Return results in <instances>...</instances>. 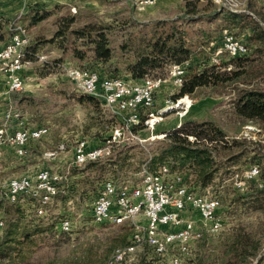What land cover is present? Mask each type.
<instances>
[{"label":"rangeland","instance_id":"rangeland-1","mask_svg":"<svg viewBox=\"0 0 264 264\" xmlns=\"http://www.w3.org/2000/svg\"><path fill=\"white\" fill-rule=\"evenodd\" d=\"M186 1L195 0H183L181 6L184 9L176 8V18L185 17ZM9 2L17 1L0 0V7ZM38 4L54 15L33 27L28 22L20 23L26 12L9 15L0 10V38H12L24 27L29 33L31 47L37 48L36 56L22 73L26 89L19 93L11 92L18 106L15 102L11 107L4 108L0 101V128L7 124V112L12 111L19 115L26 128H36L37 125H34L38 123L49 129L47 137L30 144L28 155L24 158L18 157L9 147L3 149L0 156V224H3L0 225V238L17 220L28 226V230L40 229L44 233L22 242L18 250L9 258L1 259L0 264H107L115 251L131 242L134 226L131 223L122 226L93 223V204L103 183L112 179L117 184L139 185L143 167H148L152 157L168 145L166 133L180 126L190 127L205 122L215 123L223 131L226 135L223 142L232 143L236 139L244 143L247 154L237 165L229 163L228 160L239 149L225 150L224 143H215L220 170L213 183L206 188L198 185L196 171L189 164L183 163L173 169L175 174L184 176L193 192L218 197L221 201V231L207 232L199 223L203 236L192 245L186 261L188 264H256L264 250V208L254 211L237 201L241 197L250 200V196L264 187L261 167L256 166L259 177L247 179V171L258 165L257 162L252 163V158L258 153L264 154V132H260L261 126L240 117L235 109L240 91L252 88L264 90V54L257 52L260 48L258 43L249 42L252 31L234 28L223 18L212 23L204 20L187 26L193 43L187 72H192L191 67L209 64L217 65L225 75L238 72L243 73L242 77L217 87L198 89L192 96L183 98L177 96L179 88L172 82L167 83L156 94L154 107L142 113L143 126L137 134L147 141L113 140L114 132L120 128L119 119L105 111L101 103L83 97L87 94L77 90L68 76V70L89 69L101 74L106 71L130 80L127 65L133 60L130 48L133 44L126 45L136 38L141 25L149 23L142 20L147 19L157 5L141 8L133 0H45ZM227 6L234 13H245L253 19L256 17L255 21L264 25L260 20H264V0H200L199 16L218 9L230 11ZM71 18L76 21L71 23ZM10 25L17 26L12 36ZM89 26L105 28L108 33L113 47V57L109 61L96 60L86 42L74 34ZM59 31L62 34L56 36ZM225 33L247 45L249 55L229 57L228 51L222 47ZM237 57L243 58L233 59ZM171 67L173 65L147 75L167 76ZM168 100L173 104H166ZM152 112L160 118L154 132L145 124L147 115ZM15 124H12L14 128L17 127ZM188 139L192 143L196 141L192 136ZM82 141H86L90 148L108 146L113 152L121 154L94 166L77 165L75 150ZM42 170L64 177L61 194L48 209L46 217L37 216L34 199L23 197L11 202L7 197L10 180L34 177ZM236 174L245 182L243 188L237 186ZM183 217L199 220L196 212L184 213ZM63 219L73 222L74 229L70 234L58 227ZM137 222L146 225L143 216ZM243 238L245 240L242 241ZM158 261L159 257L153 249L143 246L127 257L123 264H158ZM258 264H264V256Z\"/></svg>","mask_w":264,"mask_h":264},{"label":"built area","instance_id":"built-area-1","mask_svg":"<svg viewBox=\"0 0 264 264\" xmlns=\"http://www.w3.org/2000/svg\"><path fill=\"white\" fill-rule=\"evenodd\" d=\"M160 1L141 0L138 4L141 8H146L156 6ZM9 39H17V46H9ZM9 39L0 40V74L5 77L10 91L19 93L26 89L22 73L29 62L24 61V52L31 41L24 27H21L18 38ZM228 40L237 39L225 33L222 47H228ZM249 52L250 50L228 47L231 58L234 54L247 56ZM189 62L173 65V70H168L167 76L147 75L139 82L109 77L89 69H71L68 70V76L79 92L90 90V96L97 99L105 111L119 119L120 128L114 132L113 140H137L143 143L147 140L140 138L134 132V127L141 123L142 113L154 107L156 94L167 83L172 82L179 89L183 86ZM166 104L171 105L173 102L168 100ZM147 117L145 124L154 132L160 118L153 112ZM5 119L7 124L0 128V156L3 149L9 147L18 157L24 158L28 155L30 144L49 135L46 127L26 128L19 115L12 111L7 112ZM15 123L16 128L12 126ZM112 154L111 147L90 148L86 141H82L76 147L75 162L77 165H85L106 159ZM142 175L139 185L117 184L112 179L106 180L93 204L94 224L122 226L131 223L134 226L131 242L123 251H115L107 264H123L127 257L143 246L153 249L159 257L158 264H188L186 260L190 256L192 245L203 236L198 224L207 232L221 231V201L218 197L193 192L183 175L172 174L167 167L161 172H152L145 166ZM259 175L256 173V166L247 171V179H254ZM235 178L237 186L243 188L245 182L239 179L238 174ZM63 180V176L50 170L39 171L34 177L14 178L8 183L7 197L11 202H17L23 197L34 199L37 216L46 217L48 209L61 194ZM191 212L198 213L199 220L183 217L184 213ZM140 216L145 218L146 225L137 222ZM58 227L69 234L74 229L70 219L61 220Z\"/></svg>","mask_w":264,"mask_h":264},{"label":"trees","instance_id":"trees-1","mask_svg":"<svg viewBox=\"0 0 264 264\" xmlns=\"http://www.w3.org/2000/svg\"><path fill=\"white\" fill-rule=\"evenodd\" d=\"M199 1L200 0L186 1L184 11L185 17H178L171 21L159 20L141 25V30L136 38L126 45L131 46V44H133L130 47L134 54L133 60L127 65L130 80L139 82L150 72L159 71L172 65H181L189 61L193 55V43L187 26L204 20L212 23L217 19L223 18L227 21L228 25L234 28H248V30L253 33L249 42L258 43L260 48H258L257 52H262L264 54V28L255 21V19L245 13H234L225 9H218L213 13H208L200 17L199 14L201 13V9H199ZM53 15L54 13L52 11L41 7L39 4H34L22 17L20 23L28 22L29 25L33 27L41 24ZM260 20L264 23V20ZM70 21L74 23L76 19L74 20V18H71ZM15 27L17 26H9L12 32L11 36L14 33ZM104 29L105 28L98 29L96 26H89L84 29V31L74 32V34L86 42V45L91 48L96 60L107 62L113 57V47L112 41ZM61 34L62 33L59 31L56 33V36H60ZM0 40L6 39L0 38ZM36 49L35 46L31 47V45H29L24 52V61L29 62L33 60L36 56ZM241 58L243 57L233 59ZM191 69V73L186 71L184 84L177 95L179 98L192 96L198 89L217 87L233 79L238 80L243 75V73L238 72L233 75H225L219 71L220 68L217 67V65L209 64H204L199 68L191 67ZM102 75L119 77V75L106 71L103 72ZM83 97L100 103L94 97L88 95H83ZM235 109L240 117L261 126L260 132H264L263 89L252 88L240 91L238 99L235 102ZM141 126H143V120L138 126L134 127V132L139 133ZM189 136L195 137L196 141L194 143L190 142L188 139ZM165 138L168 145L161 150L160 153L152 157L149 165L147 164L150 171L161 172L164 167H167L172 174H175L176 172L173 169L186 163L189 164L191 169L193 168L196 171L197 182L201 188H206L211 185L216 174L220 170L218 168V162L216 161L218 146H216L215 143H224L223 149L225 150L233 151L239 149L238 152L233 154L228 160L229 163L237 165L247 154L246 149H244V146H246L244 143H240L236 139H234L232 143L223 142L226 135L212 122H205L193 126L190 125V127L180 126L178 129L166 133ZM127 152L130 153V151ZM117 154H121V152H113V154L106 159L111 160L115 158ZM102 160L89 162L87 165L94 166ZM254 162L258 163V165L255 166L261 167V176L264 178V154H256L252 158V163ZM114 164L117 166V163ZM237 202L254 211L262 210L264 208V187L250 196V200L241 197ZM17 221L12 223L4 236L0 238V260L9 258L13 252L18 250V246L25 240L44 233L40 229H33V231L28 230V226H24L20 220ZM243 240H245V238H243L242 241Z\"/></svg>","mask_w":264,"mask_h":264},{"label":"crops","instance_id":"crops-1","mask_svg":"<svg viewBox=\"0 0 264 264\" xmlns=\"http://www.w3.org/2000/svg\"><path fill=\"white\" fill-rule=\"evenodd\" d=\"M17 2L12 3H5L0 7V10L2 12H7L9 15H15L22 12H27L30 7H32V4H38L40 2H43L45 0H16ZM183 0H161L157 4V8L152 9L149 17L147 19L142 20V22H152V21H159V20H174L176 19V15L174 14L176 12V8H183L182 5ZM135 4L139 2V0H133ZM153 8V7H149ZM148 8V9H149ZM184 9V8H183ZM0 101L2 102V106L5 107H11L16 102V105L18 106V101L15 99H12L11 91L9 89V86L7 84V81L5 77H3L0 74ZM21 101V99H19ZM28 125V123H27ZM37 125V126H36ZM41 124L36 123L34 126L36 128L31 129H38L41 128L39 126ZM29 126L33 127L32 124H29ZM30 129V128H29Z\"/></svg>","mask_w":264,"mask_h":264},{"label":"bare ground","instance_id":"bare-ground-1","mask_svg":"<svg viewBox=\"0 0 264 264\" xmlns=\"http://www.w3.org/2000/svg\"><path fill=\"white\" fill-rule=\"evenodd\" d=\"M223 1V0H221ZM20 32V31H19ZM19 35H21V32L18 34L13 35L12 38H18ZM9 46H17V39H11L9 41ZM228 47H237V50H248L247 45L236 41V40H228ZM228 47H224L225 50L228 51ZM234 55H244V54H234ZM170 70H173V67H171ZM84 94L90 95V90H81ZM256 173H258V170L256 169ZM117 251H123V249L117 250Z\"/></svg>","mask_w":264,"mask_h":264},{"label":"water","instance_id":"water-1","mask_svg":"<svg viewBox=\"0 0 264 264\" xmlns=\"http://www.w3.org/2000/svg\"><path fill=\"white\" fill-rule=\"evenodd\" d=\"M227 8L230 10V11H233V10H231L228 6H227ZM234 12V11H233ZM250 15H252L253 17H254V15L253 14H250ZM255 19H256V17H254ZM259 23L263 26V28H264V25L259 21ZM264 256V250H263V252L261 253V255L259 256V258H258V261H257V263L256 264H258V262L261 260V258Z\"/></svg>","mask_w":264,"mask_h":264}]
</instances>
